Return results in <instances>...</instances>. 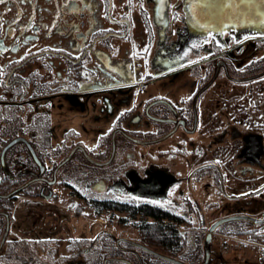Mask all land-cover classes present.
Segmentation results:
<instances>
[{
    "label": "flooded vegetation",
    "instance_id": "1",
    "mask_svg": "<svg viewBox=\"0 0 264 264\" xmlns=\"http://www.w3.org/2000/svg\"><path fill=\"white\" fill-rule=\"evenodd\" d=\"M192 31L185 0L0 3V264H176L146 247L175 258L178 247L200 249L199 260L178 259L205 261L210 227L227 216L207 225L193 177L238 200L222 165L240 184L264 176V82L235 85L264 77L240 80L264 72V34ZM252 91L260 115L243 98ZM241 98L245 116L231 102ZM163 175L156 199L138 190ZM147 204L171 221L146 215ZM163 222L180 246L147 241L148 225ZM220 226L208 264L224 262L213 252Z\"/></svg>",
    "mask_w": 264,
    "mask_h": 264
},
{
    "label": "rangeland",
    "instance_id": "2",
    "mask_svg": "<svg viewBox=\"0 0 264 264\" xmlns=\"http://www.w3.org/2000/svg\"><path fill=\"white\" fill-rule=\"evenodd\" d=\"M259 82H262L263 84L264 77L254 79L252 81L236 83L235 85L239 89L246 91L250 88V86H255ZM258 95H259L258 92L256 93L255 91H252L251 94H246L245 96H243V98L249 97V99H247L246 101L247 102L250 101L251 104L254 105L253 110L255 111L256 115H260V112L258 111L255 105V103L260 99V96ZM231 102L233 103L242 102L243 104L241 110H243L246 104L245 99L242 98L238 100L233 99ZM246 107H245L246 113H249L248 111L249 105H247ZM232 112H234V109L232 110ZM239 113L240 111L237 112V114ZM233 116H236V114H234ZM244 116H245V111H244ZM232 143L234 144V142ZM224 146H225L224 148L228 150V147L230 146V140L226 141ZM225 162L226 161H224V164ZM164 163L169 164L168 161H165ZM222 166L226 168L225 170H227L229 177V180L225 184V188L227 192L237 193L239 195L242 194V196H240L238 200L230 199L227 196H224L225 194L221 195L215 192L213 186H211L208 190V193H206L205 189L202 186L203 183L202 180L199 181L193 177L191 181L192 184H194V187L192 189L193 193L199 194L201 197H204L202 207L206 206L204 208L206 210L204 209L202 210L207 211L206 214L207 225H209L210 222L216 220V218L220 216L239 215V214L251 215L255 217L262 216L264 214V176L259 175L257 179L254 177L252 178V180L254 179L255 180L252 182H251V178L241 177L240 179H246L248 181L247 182L243 181L242 182L243 184H240L239 183L240 181L235 182L236 180H235V174L232 171L233 169L231 170L230 166L226 164ZM144 167H146V165H143V167L141 168ZM140 174L141 176H143L142 172ZM169 180L170 179L168 176L165 175L159 177L157 176L152 180H148L149 183L153 182V184L156 185L154 189L144 186L143 188L141 187L138 190L142 189L141 192L144 193L147 198L156 199L161 194V188L163 187V185L166 184V181L168 182ZM256 189L258 191L255 193L253 190ZM249 190L252 191L248 192ZM210 200H214L218 202L215 203L213 201L209 203ZM81 204L84 212L87 213L88 211L91 212L93 210L86 202L82 201ZM220 207H223V209L219 210ZM31 210H35V208L29 207V215L30 216L35 215L30 212ZM88 215L89 217H91L90 214ZM96 216L97 215H92L93 218ZM99 216L103 218V220H105V221L102 220L99 223H102L106 227L111 226L113 228H117L116 218L113 220H109L110 218L108 217V215L106 216L102 214ZM116 216L118 217L119 214H117ZM239 222H241V224H239ZM195 225L197 224L195 223ZM249 225L252 224L244 221H232L221 225L217 229L214 235L213 252L217 253L216 258L218 257L222 258V260L224 261L222 262L223 264H264V232L259 231L256 234L249 231L247 233L245 231L243 233L238 232L239 230L248 229L250 227ZM196 228L198 230L199 226ZM81 231L86 232L88 234H92L93 231L92 227L89 226L88 222L85 221L84 219H82ZM197 233H193V235L191 234V236H193V238L197 240H199L200 238V242H201V240L205 237V233L203 232H197ZM199 251L200 249H198V251L196 249L190 251L189 249L184 248L178 252V258L184 259L186 261L194 260V259L199 260L202 257L201 251L200 253ZM99 253L100 251H98V253L96 254V258L97 260L102 261V258ZM216 262L217 261H214V263Z\"/></svg>",
    "mask_w": 264,
    "mask_h": 264
},
{
    "label": "water",
    "instance_id": "3",
    "mask_svg": "<svg viewBox=\"0 0 264 264\" xmlns=\"http://www.w3.org/2000/svg\"><path fill=\"white\" fill-rule=\"evenodd\" d=\"M185 12L187 22L193 30L192 32L195 33H207L209 31L223 32L236 29L238 31H252L257 34H264V2H262V0H185ZM166 13L167 3H165V14ZM263 74L264 72L240 80L254 79ZM213 80L214 78L211 82ZM157 141L158 140H152L147 143H154ZM25 186L26 185L19 187L14 192L21 191ZM241 219L250 220L255 223H264V218L244 214L232 215L219 219L210 227L204 246L206 259L199 264H208V260L211 256L210 245L214 230L221 224ZM146 248L152 253L176 264H191L178 258L162 254L148 247Z\"/></svg>",
    "mask_w": 264,
    "mask_h": 264
},
{
    "label": "trees",
    "instance_id": "4",
    "mask_svg": "<svg viewBox=\"0 0 264 264\" xmlns=\"http://www.w3.org/2000/svg\"><path fill=\"white\" fill-rule=\"evenodd\" d=\"M145 214L146 215H151L154 216L155 218L158 217L159 219L163 218H169V222L171 221L170 219L172 218V216H170L169 214L164 215V213L162 211H160L159 209L156 208V206L154 205H149L147 204L145 207H143ZM161 215V216H160ZM182 218H178V221H180ZM173 224V223H172ZM156 226V228H154ZM148 227H152L150 228L149 231L146 232V235L149 239H147V241H150L152 243H157V240H163L166 243L172 242V241H177L176 243L179 244L180 246V238L181 235L179 232H177L176 230H174V228H171V225L165 224L163 223H151L148 225ZM174 253H177L180 251L179 247L177 249L172 250Z\"/></svg>",
    "mask_w": 264,
    "mask_h": 264
},
{
    "label": "snow or ice",
    "instance_id": "5",
    "mask_svg": "<svg viewBox=\"0 0 264 264\" xmlns=\"http://www.w3.org/2000/svg\"><path fill=\"white\" fill-rule=\"evenodd\" d=\"M5 2V0H0V3H4ZM262 2H264V0H262Z\"/></svg>",
    "mask_w": 264,
    "mask_h": 264
}]
</instances>
